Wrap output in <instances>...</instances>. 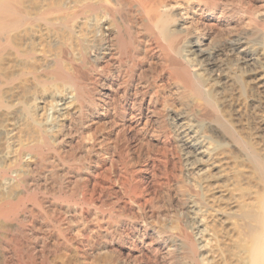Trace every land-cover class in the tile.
Here are the masks:
<instances>
[{"label":"bare ground","instance_id":"6f19581e","mask_svg":"<svg viewBox=\"0 0 264 264\" xmlns=\"http://www.w3.org/2000/svg\"><path fill=\"white\" fill-rule=\"evenodd\" d=\"M180 1L25 0L19 2L18 0H0V34L22 23H27L30 27V32L24 33L26 35L21 39L22 42H13V44L5 42L6 45L9 44L15 60L10 76L5 79L0 77V82L3 79V83H8L19 76H24L34 87L46 83L60 84L58 88L53 86L54 89L46 93L41 90L34 91V87L30 86L32 90L34 89L33 91L22 88L24 91H12L8 94L12 111L8 116L4 114L6 117L0 120V264H48L50 256L62 250L57 243L52 245L53 247L48 244L50 242H47L49 238L47 236L39 245L36 242L30 246L25 242L26 245L25 239L21 240L19 237V233L24 234L27 231L26 228L18 226V230H14L9 220L14 218L20 209L28 210L26 206L28 201L48 207L51 200L43 194L46 192L55 196L58 194L66 201L65 206L53 208L55 215L52 217L55 222L61 220L63 214V216L65 214L74 216L76 213L80 218L81 227H77V231H74L78 239L74 237V232L72 233L68 224L59 228L61 243L65 244L66 249H68L67 246H73L74 252L77 251L82 258L86 256L88 250L94 251V248L100 249L102 254L105 253L109 231L105 205L108 203L107 197L111 188L108 187L104 172L100 171L102 167L84 174L75 170V163L72 164L73 168L69 167L66 161L73 157L71 148H74L72 147L74 135L77 132L79 137L83 135L79 131V126L94 125L101 120L110 123L111 126L116 125L117 135L124 137L125 133L131 129H140L142 126L151 124L160 110L164 109L165 112L170 110L169 105L167 106L168 101L162 94L164 92H160L162 82L161 84L159 82L165 75L172 80L178 90L179 99L185 105L184 109L180 108V111L176 109V112H172L169 119L173 124L171 129L174 128L177 132L184 169L201 193V205L213 207L211 209L214 210L216 217L218 216L224 223L223 236L228 241L232 238L231 232L236 226L232 223L231 217H239L242 218V222H246L244 226L246 229L243 228L244 231H240L241 228L239 231L240 235L243 234V238H249L248 246L235 250V247L232 249L227 245L231 249L224 251L228 258L226 262L222 254L213 248L210 250L212 263L264 264V194L259 205L260 209L255 211L239 209L241 198L236 194V188L239 185L250 184L248 173L251 168L258 172L264 182V158L260 151L254 149L240 136L242 134L232 128L230 125L232 122L229 124L226 119L228 114H224V117L216 104V95L219 94L224 96V98L221 96V99L226 98L225 101L229 102V89L241 81L239 70L236 72L227 59L218 56L222 50H227L240 56L244 65L240 70L241 74L247 76L255 87L251 97L248 95L251 106L264 109V15L262 22L257 21L249 30L245 28L238 32L228 30L226 33H218L215 30L220 27L221 21L230 26L229 21L237 15L242 16L241 12L249 16L250 5L241 0L239 12V8L235 5L222 0ZM178 2L188 5L189 10L196 9L192 12H195L197 18L191 16L196 23L195 27L185 25L182 15L178 11L171 10V4ZM189 2L193 3V6ZM77 18H82L81 23L83 19L90 21L89 29L83 27L87 29L86 33L81 31L85 30L81 28L83 24L77 26L79 21L74 20ZM72 20L77 22V25H71ZM192 21L191 24H193ZM60 28L74 32L71 37L74 36L76 42H70L69 36H66L68 42L67 39L63 40L64 35L60 36ZM39 29L47 30L46 32L43 30L45 35L41 37L45 42H42V39L35 41ZM61 31L69 33L64 29ZM39 34L37 36H40ZM72 39L74 41V38ZM202 39L209 41L208 44L202 43L204 41ZM86 60L89 62L87 66H85ZM27 61H32L31 65L24 63ZM231 100L230 102L233 101ZM235 103L237 102L232 104L235 105ZM26 106H33V109L26 111ZM103 106L104 114L98 113L94 116L93 111ZM242 106L244 107L245 103ZM239 108L236 109V116L242 117L244 114ZM48 110L54 112V120L53 123L50 122V125L45 116ZM66 113L71 114L68 124H65V118L63 120ZM249 113L251 115V112ZM262 113H259L257 121L260 128L264 130V114ZM189 115L190 117L193 115L195 119H191ZM31 117H36L35 133L23 134L25 121ZM252 119L254 121V118ZM244 125L245 123L241 126ZM248 125L247 128H249ZM52 133L53 135L50 136ZM259 138L264 151V134H261ZM78 140L76 138L74 141L80 144ZM221 144L234 148L235 151H232L236 152L237 157L228 155L231 150L225 152L228 147L225 150L224 147L223 151L222 148L220 150ZM24 153L30 154L29 159L25 160L27 155L24 158ZM237 159L238 162L241 160L242 164L243 162L247 164L245 170L247 175L240 177L241 179H237L234 175L233 163ZM56 161L59 163L64 161L68 167H61ZM126 169L125 172L128 171ZM9 173L13 175L8 176L10 181L6 183L7 181L4 182L3 179L7 178ZM121 184L124 187V183ZM137 186L136 183L131 185V190L135 192V199L138 196L136 195ZM41 192L44 196H40ZM118 196L111 200V214L114 217L127 210V206ZM192 204L193 202L189 201L188 205ZM30 213L33 215L32 210ZM31 223L30 230L36 231L37 221L33 219ZM11 231H17L19 235L16 233L13 235ZM186 235L189 236V234ZM186 235L172 238L173 242L170 246L187 259L194 260L198 256L201 245L199 246L191 240V236L189 238ZM21 241L26 245L25 247ZM35 246H38L39 250L34 251ZM57 255L59 256V253Z\"/></svg>","mask_w":264,"mask_h":264},{"label":"rangeland","instance_id":"374dc122","mask_svg":"<svg viewBox=\"0 0 264 264\" xmlns=\"http://www.w3.org/2000/svg\"><path fill=\"white\" fill-rule=\"evenodd\" d=\"M18 1L22 2L25 0H22V1L18 0ZM191 1H193V0H191ZM222 1L225 3H231V4L235 5L236 8H239V12H240V6H241L240 1L241 0H222ZM242 1H244V3L246 2L248 6L250 5L249 8L251 7L250 8L251 14L248 16L245 13L241 12L242 16L237 15L234 17L233 20L229 21L230 26L227 25L226 22L221 21V23L219 24L220 27H218V29H216L215 31H217L218 33H226L228 30H233L235 32L244 30L245 28H248V30H249V28L252 27V25H254L255 23H257V21H258V23L262 22V20L264 19V17H263V15H264V0H242ZM179 2H181V1L179 0ZM179 2L174 3V4L172 3L173 5L171 4V6H172L171 10L172 11H174V10L178 11L180 13V15H182V18L186 22L185 25H187L189 27H191V26L195 27L196 23H195L194 19H192V18H197V17L195 15V12L193 13L192 11H195L196 9L194 10V8H193V10H191V9L189 10L188 5H186L187 6L186 7L184 4H182V3L180 4ZM189 4H192L191 6H193V3L189 2ZM185 7L188 10H186ZM229 7H230V5H229ZM191 16H192V18H191ZM262 17H263V19H262ZM260 19H261V21H259ZM74 20L79 21L78 25H77V22H75ZM74 20H72L71 25L75 24V25L79 26V24H83L81 26L82 29H85V28L89 29L90 21H87L88 19H83L84 21L82 23H81L82 18H77ZM85 20H86V22H85ZM191 21L193 24L190 23ZM231 23H232V26L234 25L233 27L231 26ZM24 24L25 23H22V24H20V26L18 25V27L17 26L11 27L8 30L4 31L3 33L1 32V34H0V45L2 46V47L0 46V50L3 49L0 51V77H3L4 79L8 78V76H10V73H11L12 67H13V63L15 60V58H13L14 56L12 54V51L10 50L9 44L6 45L7 43H5V42H11V44H13V42L14 43L22 42L21 39L23 38V36L28 34V32H30L29 31L30 27L28 26L29 24H27V23L25 25ZM75 25H73V26H75ZM83 27H85V28H83ZM62 29H64V31H67V29L66 28H60L59 29V33L61 34L60 36H62V34H63L65 37V38L63 37V40L67 39V42H68V38L66 36H69L70 42H76L75 41L76 38L74 36L71 37L72 36L71 34L74 35V32L67 31L70 33V34L68 33L69 34L68 35L67 33L62 32L61 31ZM87 29L84 30L85 32L83 30H81L82 33H86ZM43 30L44 29L38 30V32L40 31L39 32L40 34L38 32H37V34H39L40 36H37V34H36V38H37V40L35 38L36 42L39 41L38 39L41 40L44 37L45 34H43V33H45L47 30H44L45 32ZM24 33H26V34H24ZM70 38L71 39L74 38V41H73V39L70 40ZM202 40H204V39H202ZM42 42H45V41H43V39H42ZM207 42H209V41L204 40L202 43H206V45H207L208 44ZM202 46L204 47L205 45H202ZM9 51H11V52H9ZM222 51L220 52L221 55L219 54L218 56L220 58L225 59V60L227 59L232 64V66L234 67L233 70L236 69L235 70L236 72H237V70H239L238 73L241 77V78H239V80H241V81H238L232 87V89H229V95H228V96H230V97H228L229 102L225 101L226 98L223 99L224 98L223 94H219L220 96L216 95L218 98L217 99L215 97L216 101H217L216 104H218L217 106H219V108H220V109L218 108V110L220 113H222V115L224 117H225V115L228 114L226 117L227 122L229 124L232 122V124H230L232 126V128L233 129L235 128L234 130H236L237 133L239 132V134H242L240 136L242 138H244V140L248 144H250L254 149H256L257 151H260L261 155L264 158V151L262 150L263 146H262V143H260V138H259L261 134H264V130H262L260 128V125L257 121L258 116L262 112H264V109L262 107L254 108L253 106H251L252 104L250 103L251 102L250 101V97H251L250 95L252 94L251 92L255 91V87H254L253 83L247 79V76L245 77V75L241 74L242 71H240V70H242V67L244 65H243V62H242V59L240 58V56L238 54L236 55L235 53H232V52L230 53V51L227 52V50L226 51L222 50ZM223 56H225V57H223ZM31 62L32 61H27L24 63L26 65H31ZM87 64H89V62L86 60L85 66H87ZM237 66L240 69H238ZM242 76H244V77H242ZM26 80H28V78H26L24 76H19L16 79H14L12 82L3 83L4 82L3 79H2V82H0V113H1L0 114V120L3 119L4 117H6L5 115H7V116L10 115L9 113H10V111H12L11 110L12 109L11 103H10V101H8V96H9L8 94H10L12 91H18L19 90L21 92V91H24L27 89L32 90V88L30 86L34 87L29 80L28 81H26ZM161 80L159 82L160 84L162 82L160 92L161 93L164 92L162 94H164V97L168 101L167 106L169 105L170 110H168V111L166 110V112L164 109L160 110V113L154 117L155 120H153L151 122V124H149L147 126L146 125L142 126L141 127L142 129L138 128L139 130L136 128L131 129L125 133V137H124V136H118L117 135V129L115 128L116 125H112L113 126L112 127L110 123H108L104 120H101L102 122L99 121L97 124H94V125L89 124L88 126H84V127L79 126V131H81V133L83 135L81 137H79V134L77 132V133H75L74 138H73L72 147L74 146V148H71V153H73V157H71L72 159L69 158V160L66 161L68 163L69 167L73 168L72 164L75 163L74 164V167L76 168L75 170H78L79 172L81 171L80 173H83V174L85 172H91V171L99 169V167H102L100 169V171L104 172L103 174L106 178L107 184L109 185L108 187L111 188L110 189L111 194L109 192V196L107 197V198H109V199H107L108 203L105 205V208L107 210V215H108L107 228L109 231H108V245L105 248L104 254H102V251L100 249L94 248V251L92 249L88 250L86 252L88 255L85 254L86 256H83L84 258H82V256L77 251L74 252L75 249L73 246H67L68 249H66L65 244L61 243L62 240L59 236L60 235V229L59 228L64 227L68 224L70 226V229H72L71 231L73 233L74 231L75 232L77 231V229H76L77 227L78 228L81 227V222H80V218H79L78 214L76 215V213L74 216H72L70 214H65V216H63L64 215L63 214L61 216L63 218H61V220H59V221H56L57 223L53 220L54 217H52V215L53 216L55 215L53 208L56 206L63 207V206H65L64 204H66L64 197L62 198L58 194H56V196H55V195L48 193V192L43 193V194H45V196L48 197L49 200H51V201H49L48 207L41 206L42 204L34 202V201H30V202L28 201L26 206H27L28 210L30 208L29 211L24 210V209H20L18 214L14 218L12 217V219L11 218L9 219L11 221V224H12L14 230H18V228H17L18 226H24L26 228L27 231L24 234L19 233L20 234L19 237H21L20 239L21 240L25 239L24 243L26 242L28 245L33 246L34 243L38 242V245H39V243L45 238V236H47V237H49V238H47V242L48 241L50 242L48 244H50L52 246V245H55V243H57L58 245L57 244L56 245L60 246V249L64 250V251L59 250V252H58L59 256L57 255L58 253L57 254L55 253L54 256H50V258H49L50 262L48 264H82V263L83 264H195V263L196 264H218L216 262L212 263V261L210 259L211 258L210 250L211 249L215 248L216 250H218V252H220L222 254V257L226 262V261H228V258H226L227 255L224 254L225 253L224 251H228L229 249H231V248L233 249L234 247L236 248V249L234 248L235 250H241V249L246 248L248 246V244H249L248 242L250 241L249 238H246V237L243 238V234L240 235V231H244L243 228L246 229V227H244L246 222H244V221L242 222V218L240 219L239 217L238 218L237 217L235 218L233 216L231 217L232 223L234 224V226L235 225L236 226H235V229L233 228V230H232L233 232H231V236H232L231 239L232 240L230 239V241H228L227 239H225L226 237L223 236V233L225 231L224 223L221 222V220L218 218V216L216 217L214 210L211 209L213 207H210V206L204 207L201 205V203H200V199L202 198L201 193L199 192V189L196 188L194 183L191 181L190 175H188V173H186V171L184 169L182 150H181V147L179 144V140L177 138V132L175 131L174 128H173L174 130L171 129V126L173 127V124H172V122H170L171 120L169 119L172 115V112L173 113L176 112V109H178L177 111L184 109L185 105L182 104L181 100L179 99L178 90L175 88L176 86L174 85L172 80L168 79V77L166 75ZM58 85L60 86L59 83H57V85L53 84V83H51V84L46 83L44 85L35 86L36 88L34 87L35 90L34 89L33 90L38 91V92L41 90V92L46 93L47 91H49L51 89L58 88ZM53 86H54V88H53ZM168 86H170V87H168ZM235 86H237V87H235ZM234 88H236V89H234ZM231 94H232V96H231ZM236 94H238V95H236ZM171 95H172V97H171ZM221 96L223 97L222 98L223 100L220 98ZM230 98L231 99L234 98V100L232 99L233 100L232 101ZM246 98H248V99H246ZM178 99H179V101H178ZM218 100L221 102H219ZM230 100L232 102H230ZM236 100H239V101H236ZM245 100L246 101L248 100V101L246 102ZM234 102H237V103H235V105H233ZM244 103H245V106L243 107L242 105ZM246 103L248 106L246 105ZM34 104H36V103H34ZM221 104H222V106H221ZM228 104L233 105L234 107L233 106L230 107ZM182 105H183V107H182ZM227 105H228V107H226ZM221 107H223V108H221ZM224 107L226 109H224ZM242 107L244 108V110H246V108H247V110L244 111ZM26 108H25L26 111L32 110L33 106H28V107L26 106ZM102 108H104V106L95 109L93 111L94 116H96L98 113H102V115H103L104 110ZM237 108H239L240 111L242 110V113L244 114L242 117H240L239 115L236 116V114H237L236 109ZM223 109H224V111H223ZM231 109H233V110H231ZM225 111L226 112L228 111V112L226 113ZM254 111H260V112L255 113ZM248 112H251L252 116L250 115V113L248 114ZM234 113H235V115H234ZM45 114H46L45 116L47 117L46 119L49 122L48 124L50 125L51 123H53V120H54V116H53L54 112H53V110H48L45 112ZM66 114H65L66 117L64 116L63 120L65 118L66 119V120H64L65 124H68V122L71 119V117H70L71 114L70 113H69L70 115L68 113H66ZM168 114H169V116H167L168 117L167 118L166 115H168ZM254 114H256L257 116L256 115L253 116ZM262 114H264V113H262ZM68 115H69V117H68ZM9 117L11 118L12 116H9ZM188 117H190V115ZM192 117H193V115L190 118L194 120L195 117H193V118ZM238 117H240V118L237 119ZM31 118H34V119L32 120ZM31 118L26 119L25 127L23 129L24 132H22L23 134L29 133L30 135H33L35 133V129H36V125H35L36 119L35 118L36 117H31ZM252 118H254V121L256 123L253 121ZM237 120L239 121V123ZM242 121H244V122H242ZM162 122H164V123H162ZM166 122H169V123L166 124ZM244 123H245V125L243 127L244 128L246 127L245 130L241 126ZM247 125L249 128H247ZM33 126H35V127H33ZM257 127L260 128L261 132H260L259 128H257ZM31 129H32L33 133L31 132ZM22 133H21V137L23 136ZM174 134H175V136H174ZM52 135H53V133L50 136H52ZM76 138L79 139L78 141H80V144H78L77 142L74 141ZM95 138H97V139H95ZM222 145L223 144H221L219 146L220 150L222 148V151H223L224 147H225L224 150L226 149V147H228L227 148L228 150L226 149L225 152H228L231 150L230 153L228 152V155L232 156V157L234 156L233 158L237 157L236 152H234L235 151L234 148L230 147L227 144H224L223 147H222ZM225 145H227V146H225ZM10 146H11V144L9 145V147ZM10 149H11V147L9 148V150ZM73 149H75V150H73ZM232 150H234V151H232ZM76 153H78V154H76ZM25 155H27L26 158H25ZM23 156H24L25 160H27V159H29L30 154L24 153ZM66 162L64 163V161L63 162L60 161V163L57 162V164L60 165L61 167H68ZM63 163L66 165H64ZM233 164L235 165L234 175L237 179H241L240 177H244L247 175V173L245 171L247 164H245V162H243V164H242L241 160H239V162H238V159H237V161ZM96 167H98V168H96ZM124 167H125V169L128 167L126 169V171L128 170L127 172H125ZM88 168H89V170H87ZM255 171H253L251 168V170L248 173V176L250 178V184H248L246 186L245 185H241V186L239 185L236 188V194L238 196L240 195V198H241V203H240L239 209L240 208H243L246 210H249V209L252 210L253 209V211L260 209L259 205L261 203V200L263 198L262 196L264 194V190H263V187H264L263 183L264 182H262L263 179H262V177L261 178L259 177L258 172L256 171L257 172L256 173ZM11 174L13 175V173L7 174V176H6L7 178L3 179L4 182L7 181L6 183H9V181H10L9 177ZM106 174H107V176H106ZM124 174H126V175H124ZM121 183H124V187L121 186L122 185ZM135 183L138 184V186H139V187L137 186L136 195H138V196L136 199L134 197L135 192H133L131 190V185H134ZM138 191H140V193ZM196 193H199V195H196ZM43 194L41 192L40 196H42ZM46 194H48V195H46ZM115 196H118L120 201L123 202V204L125 203V205L127 206V208H126L127 210L122 211L119 216L114 217V216H112L113 214H111L112 213L111 212L112 211L111 200ZM57 197H59V198H57ZM190 197H192V198H190ZM56 199H57V202H56ZM189 201L190 202L192 201L193 204L188 205ZM39 204H40V206H39ZM59 204H61L62 206ZM28 205H29V208H28ZM36 205H38V206H36ZM74 207H75V205H74ZM47 209L50 213L47 211ZM31 210H32L33 215H31V213H30ZM22 211H24L26 213V215ZM47 212H48V214H47ZM109 214H110V216H109ZM26 218H28V219H26ZM77 218H79V219L77 220ZM33 219L37 221L36 231L30 230L31 229L30 226L32 224L31 221ZM51 219L53 220V222ZM236 219H238V220H236ZM63 220H65L66 222ZM48 221H50V223L51 222L52 223L50 224ZM88 221H90V220H88ZM115 221L117 223H114ZM89 223H92V222H89ZM17 224H19V225H17ZM70 224H72V225H70ZM51 225H53V226H51ZM55 225H57V226H55ZM48 226H50V227H48ZM240 226H242V227H240ZM45 227H47V228H45ZM54 227H56V228H54ZM51 228H53V229H51ZM241 228H242V230L239 231V229H241ZM55 229H57V230H55ZM234 230H235V232H234ZM51 231H53L54 234ZM56 231H58V232L56 233ZM11 232L13 233V235H15V233L18 234L17 231H11ZM75 232L73 233L74 237H76L78 239ZM43 234H45V235H43ZM177 234H180V235L189 234V236L188 235H186V236H188L189 238L192 237L191 240L193 242L198 243L199 246L201 245L200 246L201 248L198 251V256L194 260L189 259V258L187 259L183 255H181L180 252L173 250L172 247L170 246L171 243L173 242L172 238H174V237L176 238V236H180ZM24 236L27 237L28 239L25 238ZM51 238H55V239H51ZM26 239H27V241H26ZM243 239H244V241H243ZM28 241H30L31 243ZM21 242L23 243V241H21ZM24 243L22 245H24ZM26 245H24V247ZM227 245H229L231 248ZM71 247H73V248H71ZM37 250H39V247L35 246L34 251H37ZM65 252L67 254H65ZM102 256H104V257H102Z\"/></svg>","mask_w":264,"mask_h":264}]
</instances>
